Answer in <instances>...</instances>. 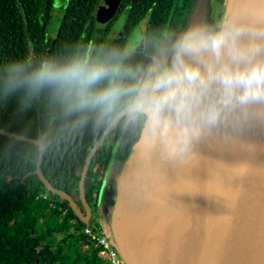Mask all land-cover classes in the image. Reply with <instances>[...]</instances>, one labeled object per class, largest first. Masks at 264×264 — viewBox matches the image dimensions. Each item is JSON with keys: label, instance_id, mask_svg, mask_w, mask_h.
Returning a JSON list of instances; mask_svg holds the SVG:
<instances>
[{"label": "clouds", "instance_id": "1", "mask_svg": "<svg viewBox=\"0 0 264 264\" xmlns=\"http://www.w3.org/2000/svg\"><path fill=\"white\" fill-rule=\"evenodd\" d=\"M137 46L154 54L134 60ZM21 91L28 100L47 92L62 121L28 142L35 160L90 123L97 133L136 130L137 158L158 152L186 161L214 132L227 139L250 123L264 124V0H228L211 20L123 46L90 43L72 55L0 68V98Z\"/></svg>", "mask_w": 264, "mask_h": 264}, {"label": "trees", "instance_id": "2", "mask_svg": "<svg viewBox=\"0 0 264 264\" xmlns=\"http://www.w3.org/2000/svg\"><path fill=\"white\" fill-rule=\"evenodd\" d=\"M225 1L218 0L217 15ZM195 2L121 0L116 12L100 24L96 0H68L53 36L49 33L53 0H0V68L17 60L35 63L72 55L90 43L97 47L123 46L128 36L134 42L140 36L179 31ZM112 30L116 35L108 38ZM140 47L134 60L154 54L153 47L143 46L142 52ZM58 111L50 104L47 92L28 100L21 91L8 99L0 98V130L35 139L49 124L53 128L61 125ZM103 132H95L89 123L70 141L62 140L41 158L43 175L55 188L70 195L82 213L85 207L79 196L80 173L90 148ZM135 132L116 127L93 153L84 181L90 218L93 211L99 212L106 171L111 164L121 166L126 161L139 140L126 145ZM14 137L0 132V253H5L0 264H110L101 257L100 248L87 239V222L37 175V160L27 151L30 141ZM96 225L92 228L97 231L100 224Z\"/></svg>", "mask_w": 264, "mask_h": 264}, {"label": "water", "instance_id": "3", "mask_svg": "<svg viewBox=\"0 0 264 264\" xmlns=\"http://www.w3.org/2000/svg\"><path fill=\"white\" fill-rule=\"evenodd\" d=\"M120 2L96 0L97 18L106 21ZM226 2L228 4V0ZM113 130L103 132L95 141L80 173L79 196L85 214L70 195L55 188L43 175L41 159L36 163V173L47 188L66 198L84 222L91 216L84 190L89 163ZM0 132L27 141L34 139ZM137 143L118 169L123 175L124 166L136 156ZM193 153L186 161L175 160L166 180L154 172L158 169L154 168L155 163L159 164L158 152L151 158H139L137 186L145 190L150 185H161L164 193L150 225L145 248L142 246L135 261L130 259L133 249L129 251L131 245H127L132 241L130 233L119 234L118 240L114 238L111 243L130 264H264V124L250 123L233 131L227 139L222 132H214L203 138ZM109 173L110 167L103 186ZM139 191L133 190L135 194ZM121 202L120 195L115 211Z\"/></svg>", "mask_w": 264, "mask_h": 264}, {"label": "rangeland", "instance_id": "4", "mask_svg": "<svg viewBox=\"0 0 264 264\" xmlns=\"http://www.w3.org/2000/svg\"><path fill=\"white\" fill-rule=\"evenodd\" d=\"M226 1L224 4V8L227 6ZM67 2L68 0H53V9L51 11V16L49 19L50 35L54 36L57 34ZM217 4L218 0H196L191 14H186L185 16L187 18V22L191 21L192 23H195L197 21L205 19L211 20L213 14H216ZM103 22L105 21L100 20V22L98 23L103 24ZM115 32L116 31L114 30L110 31L108 38H113L116 35ZM129 40H132L131 36H128V41L126 44L132 43V41ZM138 137L139 134L137 133V131L135 132L134 138L132 133L131 137H129L128 141L126 142V145L132 146V141H135ZM174 161L175 160L165 159L161 156H158L157 162H159V164L155 162V165L153 164L154 168L158 169L154 172L159 178H163L166 180V178H168V176L170 175ZM118 167L119 166L116 164H111L110 166L111 169H116ZM113 172L115 174H108L107 180L104 185L105 188L107 187V185H109L107 184V182L110 183L113 177H115L116 179L118 178V175L116 173H120V170H118L117 172ZM112 185L117 186L116 183H112ZM118 185L119 186H117V188L121 189L120 195L123 198L120 207L115 211V201H107L103 191V196L100 199V201L102 200L101 203L99 201V213L93 211L92 217L89 221H87V225L89 227H94L97 226L96 223H99L100 228L97 229V232L99 234L103 232L104 235H106V237L108 236L111 241L112 239L114 240V238H118L117 236L119 234L124 235L125 232L130 233L132 241L131 243L127 242V245H131L128 247H131L129 251L132 252L133 249L134 254L138 255V253H140L143 249L142 245L144 246V244H146L147 242L150 233V225L152 224L153 218H155L157 212L156 210H158L157 208L160 204V197H162L164 192L160 187L161 185L159 186L158 184V186L150 185V187L147 188L142 195H139V193L142 192V189H140L139 193L135 194V192H132L134 190V188L132 187V191L130 192L128 184H126V182L124 181L120 182V184ZM132 244H134V246ZM137 257H139V255ZM4 258L5 253H0V263L4 260ZM118 259L121 264H125L120 255H118Z\"/></svg>", "mask_w": 264, "mask_h": 264}, {"label": "crops", "instance_id": "5", "mask_svg": "<svg viewBox=\"0 0 264 264\" xmlns=\"http://www.w3.org/2000/svg\"><path fill=\"white\" fill-rule=\"evenodd\" d=\"M118 169H120V166L118 168H116V169H111L110 168V173L113 174L114 173L113 171H116L117 172ZM124 170H125V172H124L125 173V177H124L123 174L120 175V173L118 172V173H116L118 175L117 176L118 178L116 179L115 177H113V179H112V181L110 183L107 182V184H109V185L106 184L107 187L106 188L104 187V194H105V197H106L107 201L112 200V201H115V203H116V199H117V197L120 196V191H121L120 188H117V186H119L118 184H120V182H122V181L126 182V184H128V187H129V191L130 192L132 191V186H134V185L136 186L137 185V181L139 180V175H138V171H139V158H137L135 156V158L130 159L128 165H126V167L124 166ZM112 183H116L117 186L112 185ZM138 189L140 190V188H138ZM145 191H146V189L145 190H142L141 195ZM106 192H107V194H106ZM121 199H123V198L121 197ZM107 238L109 239V237H107ZM144 246H145V244H144ZM118 255H120L121 259L124 261L125 264H130L129 263L130 260H126V258L123 257L121 255V253L119 254V251H118ZM137 256L138 255L134 254V252H132V256L130 254V259L132 260V262L136 260Z\"/></svg>", "mask_w": 264, "mask_h": 264}, {"label": "built area", "instance_id": "6", "mask_svg": "<svg viewBox=\"0 0 264 264\" xmlns=\"http://www.w3.org/2000/svg\"><path fill=\"white\" fill-rule=\"evenodd\" d=\"M84 233L87 235L89 242L93 243L94 247L100 248V255L102 258L108 261L110 264H121L118 259V251L113 246L111 241L106 235H100L92 227L86 226Z\"/></svg>", "mask_w": 264, "mask_h": 264}, {"label": "bare ground", "instance_id": "7", "mask_svg": "<svg viewBox=\"0 0 264 264\" xmlns=\"http://www.w3.org/2000/svg\"><path fill=\"white\" fill-rule=\"evenodd\" d=\"M132 187L135 188V192H136V191L138 190V188H139L137 185H136V186L134 185V186H132ZM138 201H139V200H138Z\"/></svg>", "mask_w": 264, "mask_h": 264}, {"label": "flooded vegetation", "instance_id": "8", "mask_svg": "<svg viewBox=\"0 0 264 264\" xmlns=\"http://www.w3.org/2000/svg\"><path fill=\"white\" fill-rule=\"evenodd\" d=\"M187 23V22H186ZM134 188V187H133ZM135 189V188H134ZM91 211V210H90ZM99 213V212H98ZM83 214H85V213H83Z\"/></svg>", "mask_w": 264, "mask_h": 264}]
</instances>
